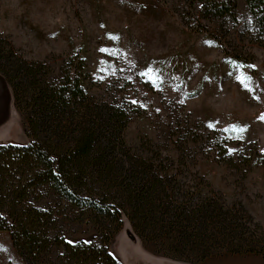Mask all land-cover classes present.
Instances as JSON below:
<instances>
[{
    "label": "rangeland",
    "instance_id": "1",
    "mask_svg": "<svg viewBox=\"0 0 264 264\" xmlns=\"http://www.w3.org/2000/svg\"><path fill=\"white\" fill-rule=\"evenodd\" d=\"M236 3L233 17L210 19L192 0H0V35L55 75L84 57L97 100L128 113V139L195 164L264 231V45L245 1ZM149 65L162 76L155 85L153 73L139 75ZM0 97V145L28 144L1 74ZM64 234L71 242L97 237L77 223ZM109 250L122 264H190L144 248L125 217ZM0 264H24L7 231ZM199 264H264V255L215 254Z\"/></svg>",
    "mask_w": 264,
    "mask_h": 264
},
{
    "label": "trees",
    "instance_id": "2",
    "mask_svg": "<svg viewBox=\"0 0 264 264\" xmlns=\"http://www.w3.org/2000/svg\"><path fill=\"white\" fill-rule=\"evenodd\" d=\"M244 1L264 45V0ZM236 2L192 0L210 19L233 17ZM84 60L55 75L49 64L17 56L0 35V74L30 139L0 145V231L23 263L122 264L109 244L123 217L144 248L172 260L264 255V231L241 202L195 164L128 139V113L97 100ZM72 223L97 237L70 243L64 226Z\"/></svg>",
    "mask_w": 264,
    "mask_h": 264
},
{
    "label": "snow or ice",
    "instance_id": "3",
    "mask_svg": "<svg viewBox=\"0 0 264 264\" xmlns=\"http://www.w3.org/2000/svg\"><path fill=\"white\" fill-rule=\"evenodd\" d=\"M110 39H118V37L112 36L111 34H108ZM100 51H105L104 48H101ZM248 67H254L252 65H249ZM148 73H153V75H151L149 77V79L151 80V82L155 85L156 81L159 79H162V76L160 75V70L159 69H153L151 65L147 66L144 71L140 72L139 75L141 76H145ZM237 79L240 80L241 84L244 87H248L247 84L244 83V77L242 76H237ZM247 79H251L250 77H247ZM131 103L135 104L138 103V101L136 100H132ZM143 106V105H141ZM261 119H264V114L261 115V117H259ZM210 127L212 126L211 124L209 125ZM229 127L233 128L236 132H243L244 131V127L243 126H239V125H229ZM262 151H264V149H261ZM235 151V149H229V152ZM71 243V241H69ZM87 242V241H86Z\"/></svg>",
    "mask_w": 264,
    "mask_h": 264
},
{
    "label": "crops",
    "instance_id": "4",
    "mask_svg": "<svg viewBox=\"0 0 264 264\" xmlns=\"http://www.w3.org/2000/svg\"><path fill=\"white\" fill-rule=\"evenodd\" d=\"M1 98V97H0Z\"/></svg>",
    "mask_w": 264,
    "mask_h": 264
}]
</instances>
